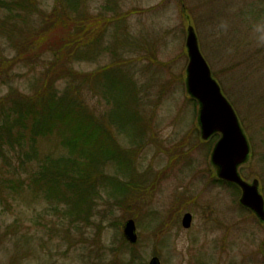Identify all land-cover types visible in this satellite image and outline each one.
<instances>
[{"label": "rangeland", "instance_id": "obj_1", "mask_svg": "<svg viewBox=\"0 0 264 264\" xmlns=\"http://www.w3.org/2000/svg\"><path fill=\"white\" fill-rule=\"evenodd\" d=\"M101 2L91 3L93 11ZM122 7L105 31L100 55L68 63L86 80L94 75L97 88H85L82 97L100 116L112 113L103 74L115 60L121 65L113 79L116 94H129L130 101L133 94L143 95L141 146L118 130L113 134L118 148L132 151L133 166L109 162L87 218H81L71 215L73 204L66 201H74L72 192L51 198L47 189L28 184L31 173L14 171L17 154L9 150L7 161L0 158V264H148L154 256L161 264H264V223L240 204L239 188L218 178L211 164L217 138L202 140L199 104L186 84L192 25L251 145L242 176L257 179L264 196V0H122ZM2 48L8 57L15 55L11 46ZM47 61L14 64L0 77V96L34 94ZM125 70L130 75L121 83ZM78 80H58V92ZM38 148L55 157L64 149L55 133L40 137ZM112 179L122 180L113 192L105 189ZM135 184L144 189L135 191ZM186 213L193 215L188 229L182 226ZM129 219L136 222V244L124 236Z\"/></svg>", "mask_w": 264, "mask_h": 264}, {"label": "trees", "instance_id": "obj_2", "mask_svg": "<svg viewBox=\"0 0 264 264\" xmlns=\"http://www.w3.org/2000/svg\"><path fill=\"white\" fill-rule=\"evenodd\" d=\"M93 1L55 0L54 5H46L43 0H0V77L7 76L18 62L32 67L34 62L38 65L48 59L44 63L45 72H40L33 84L34 94L0 96V158L7 161L6 153L15 151L18 162L14 171L31 173L28 184L32 182L40 190L47 189L51 198L64 199L72 192L74 201L65 200L73 204L71 215L81 218H87L89 202L98 195L108 163H117V160L133 166L132 151L118 148L113 136L115 131L126 135L134 147L141 146L138 138H144L140 133L144 128L143 95L133 94L134 101H130L129 94H116L118 84L113 79L116 80L115 71L121 66L117 60L108 69L111 77L108 70L103 74L107 88L105 99L111 104L112 113L108 111L102 116L82 97L85 88L89 91L97 88L94 75L86 80L68 63L70 59L84 56L97 58L106 29H110L124 9L122 0H102L95 12L91 8ZM3 44L11 46L15 55L11 58L5 55ZM113 55L117 56L115 51ZM123 62L126 64L128 60ZM120 74L121 83L130 75L127 70ZM76 78L79 80L74 86L67 84L58 92V80ZM58 127L60 133L56 131ZM53 133L64 148L57 157L53 152L44 154L38 148V139ZM30 163H37V167H29ZM132 173L133 170L124 176L131 177ZM111 181L105 189L111 188L113 192L122 180ZM134 188L138 192L144 189L143 184H135Z\"/></svg>", "mask_w": 264, "mask_h": 264}, {"label": "water", "instance_id": "obj_3", "mask_svg": "<svg viewBox=\"0 0 264 264\" xmlns=\"http://www.w3.org/2000/svg\"><path fill=\"white\" fill-rule=\"evenodd\" d=\"M186 46L189 55L187 67V88L200 104L199 122L203 139H209L215 133H221L212 153V162L217 167L218 176L229 182H235L242 188L241 204L252 209L261 221H264V199L258 189V181L248 183L239 176L238 167L247 161L250 147L243 134L237 115L228 100L223 96L220 86L212 77L210 68L202 56L197 35L193 26H189ZM192 215L186 214L183 225L188 228ZM124 234L131 243L137 242L136 224L128 220ZM149 264H160L155 257Z\"/></svg>", "mask_w": 264, "mask_h": 264}]
</instances>
